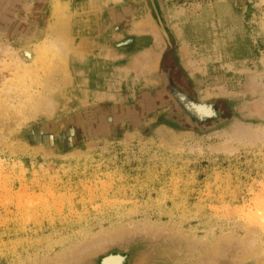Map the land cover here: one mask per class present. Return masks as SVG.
<instances>
[{
  "label": "rangeland",
  "instance_id": "rangeland-1",
  "mask_svg": "<svg viewBox=\"0 0 264 264\" xmlns=\"http://www.w3.org/2000/svg\"><path fill=\"white\" fill-rule=\"evenodd\" d=\"M132 1L0 0V264H264V0Z\"/></svg>",
  "mask_w": 264,
  "mask_h": 264
},
{
  "label": "crops",
  "instance_id": "crops-1",
  "mask_svg": "<svg viewBox=\"0 0 264 264\" xmlns=\"http://www.w3.org/2000/svg\"><path fill=\"white\" fill-rule=\"evenodd\" d=\"M100 1L102 2V8L103 5H105L101 16L103 15L106 24H108L109 26L111 25L113 27H116L117 29L125 25L123 30H126V32L124 33V35L128 38L133 39L135 43L147 39L149 37L148 35H150L149 34L150 32H148V29L150 28L144 30L145 29L144 25L140 27L136 26L138 23H142L143 21V20L140 22L135 21L137 16L140 14V11L142 10L140 3L133 2L132 0H117V1L100 0ZM109 7L112 8L110 9ZM128 26H130L129 29H126V27ZM119 33H121V30H117V34ZM148 48L149 47H146L145 50L153 52L152 51L153 49H151V47L150 49Z\"/></svg>",
  "mask_w": 264,
  "mask_h": 264
},
{
  "label": "flooded vegetation",
  "instance_id": "flooded-vegetation-1",
  "mask_svg": "<svg viewBox=\"0 0 264 264\" xmlns=\"http://www.w3.org/2000/svg\"><path fill=\"white\" fill-rule=\"evenodd\" d=\"M167 82L168 83L166 86H171L168 79H167ZM177 90L178 88L175 89V92H179V93H174L173 91L174 93L173 95L177 96L176 101L181 105L183 112L186 113L185 115L188 116V118L191 119L192 122L197 121L199 123H203V122L213 119L215 114L207 112V110L209 109L207 105H203V104L196 105L189 101V98L187 97V95L181 92L180 88L178 91ZM201 107H204L205 110H203ZM202 111H205V112H202Z\"/></svg>",
  "mask_w": 264,
  "mask_h": 264
},
{
  "label": "bare ground",
  "instance_id": "bare-ground-1",
  "mask_svg": "<svg viewBox=\"0 0 264 264\" xmlns=\"http://www.w3.org/2000/svg\"><path fill=\"white\" fill-rule=\"evenodd\" d=\"M110 1V0H109ZM112 1V0H111ZM115 1V0H114ZM117 1V0H116ZM53 2V1H52ZM119 2V1H118ZM66 4V3H65ZM66 6V5H65ZM60 7H61V3L59 2V0H54V10L55 11H59V9H60ZM66 10V9H65ZM68 10V9H67ZM54 12V11H53ZM58 14V13H57ZM62 15V16H61ZM60 16L61 17H63V14H60ZM65 16V15H64ZM50 17V16H49ZM67 17V16H66ZM65 17V18H66ZM64 18V17H63ZM68 18V17H67ZM50 19V18H49ZM57 19H58V17H57ZM60 19V18H59ZM65 20V19H64ZM50 21V20H49ZM64 23V22H63ZM69 26H71V25H69ZM65 27H67L66 26V23H65V25H64V27L62 26L61 27V29H60V31H61V33L62 32H66V29H65ZM151 27V26H150ZM51 28V27H50ZM56 28V27H55ZM61 35V34H60ZM54 38V37H53ZM50 41V40H49ZM49 44H47L46 46H41V47H43V48H46L45 50H56V49H59V47H58V45L56 46V44H53L52 42L50 43V42H48ZM43 48H40L39 46L36 48L37 50H39V52L38 53H42L43 52V54L45 53L44 52V50H43ZM62 53V52H61ZM53 56V55H52ZM51 57V56H50ZM52 58V57H51ZM56 59V58H55ZM39 60H41V59H39ZM59 65V64H58ZM153 65V64H152ZM26 69V68H25ZM58 77V76H57ZM48 84V83H47ZM47 87V86H46ZM51 89V88H50ZM56 89V88H55ZM39 102V101H38ZM38 102H35V103H38ZM41 104V103H40ZM39 104V105H40ZM48 104V103H47ZM35 105H37V104H35ZM37 111V110H36ZM52 111V110H51ZM54 112V111H53ZM52 114V113H51ZM35 115V114H34ZM42 115V114H41ZM51 116V115H50ZM249 240V239H248ZM247 244H248V242H247ZM250 244H251V242H250ZM115 263V258L113 257V258H110L109 260H106V262H105V264H114Z\"/></svg>",
  "mask_w": 264,
  "mask_h": 264
}]
</instances>
